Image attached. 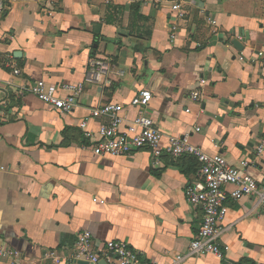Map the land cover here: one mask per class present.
<instances>
[{"label": "crops", "instance_id": "obj_1", "mask_svg": "<svg viewBox=\"0 0 264 264\" xmlns=\"http://www.w3.org/2000/svg\"><path fill=\"white\" fill-rule=\"evenodd\" d=\"M7 1L0 16V78L9 83L0 88V243L25 264H56L49 253L59 264H85L71 259L85 231L94 251L121 241L141 253L142 264H172L199 237L203 213L185 196L198 163L164 157L154 167L148 149L97 156L79 128L91 108L110 103L134 119L130 102L142 90L152 93L148 114L164 145L190 135L230 165L250 161L249 174L264 181V152L256 154L264 144V0ZM97 60L109 63V83L88 86L72 113L27 91L40 80L80 82ZM103 122L93 119V131ZM227 206L225 260L205 255L186 264H264V208L253 198L229 197Z\"/></svg>", "mask_w": 264, "mask_h": 264}, {"label": "built area", "instance_id": "obj_2", "mask_svg": "<svg viewBox=\"0 0 264 264\" xmlns=\"http://www.w3.org/2000/svg\"><path fill=\"white\" fill-rule=\"evenodd\" d=\"M18 0H13L17 2ZM53 3L55 0H45ZM144 2L161 5L170 0H143ZM8 1L0 0V16L6 11ZM172 9L180 18L185 17L186 12L180 3H173ZM215 24V22H213ZM177 28H172L171 40L176 38ZM21 71L14 67L13 75H20ZM110 74L109 63L103 60L92 61L82 81L77 83H47L44 80L36 81L28 85L27 91L39 101L52 106L61 113H72L78 106L80 98L90 85L108 84L105 80ZM205 81H202L204 84ZM7 82L0 78V88L7 87ZM194 101L201 99L200 92L191 95ZM152 101L151 91L145 89L137 94L130 102V106L136 111L132 120H127L124 115V107L119 104H106L98 108H91L89 117L79 123L83 138L90 142L91 149L97 156H131L135 152L148 149L151 152V163L154 167L161 165L164 157L174 160L181 158H193L198 164L196 181H189L185 187V196L188 203L194 209H200L203 213L199 237L193 240L187 253L179 254L173 258L172 264H186L189 258L214 255L219 260H225L230 247L221 242L225 233L223 223L229 212L227 201L230 197L234 201L243 198H253L257 205L264 208V181L257 182L248 172L250 161H241L240 166L230 165L223 154L210 155L198 146L192 144L190 135L171 137L167 145L163 144V133L155 121L149 116L148 108ZM105 119L98 131H93L91 123L93 119ZM200 132V128H196ZM264 152V144L256 149L260 156ZM232 186L230 193L226 187ZM48 257L59 264L60 258L53 253ZM0 258H12L14 264H25L17 252L9 250L6 245L0 243ZM71 259L74 262H86L88 264H142L141 253L130 248L121 241H110L106 244L102 253L94 251L92 234L89 231L79 235L74 247ZM247 264V263H234Z\"/></svg>", "mask_w": 264, "mask_h": 264}, {"label": "water", "instance_id": "obj_3", "mask_svg": "<svg viewBox=\"0 0 264 264\" xmlns=\"http://www.w3.org/2000/svg\"><path fill=\"white\" fill-rule=\"evenodd\" d=\"M233 44L235 45V47H236L237 49H239V50H242V49H243V46L241 45V43H240L239 41L235 40V41L233 42ZM85 264H88V263H85ZM101 264H106V263H105V262H101Z\"/></svg>", "mask_w": 264, "mask_h": 264}, {"label": "trees", "instance_id": "obj_4", "mask_svg": "<svg viewBox=\"0 0 264 264\" xmlns=\"http://www.w3.org/2000/svg\"><path fill=\"white\" fill-rule=\"evenodd\" d=\"M193 159V158H192ZM195 162H196V164L198 163L195 159H193ZM198 166H199V164H198Z\"/></svg>", "mask_w": 264, "mask_h": 264}]
</instances>
